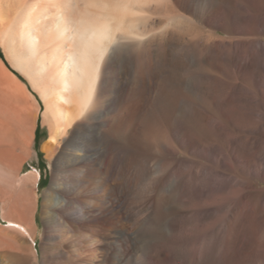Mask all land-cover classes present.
I'll use <instances>...</instances> for the list:
<instances>
[{
    "label": "rangeland",
    "instance_id": "obj_1",
    "mask_svg": "<svg viewBox=\"0 0 264 264\" xmlns=\"http://www.w3.org/2000/svg\"><path fill=\"white\" fill-rule=\"evenodd\" d=\"M162 5L151 15L158 29L148 54L152 56L145 55L139 61L115 49L118 72L134 93L140 91L127 96L132 114L126 110L124 121L129 122L123 126L129 148L127 159L130 166L131 162L135 164L125 179L113 180L127 185L124 216L104 217L81 230V251L85 250L83 255L92 260L95 256L96 264L107 255L110 258L116 250L114 229L122 226L129 241L125 264H148V256L153 264H264V0H196L193 4L173 0L168 6ZM2 55L18 74L0 45ZM140 77L148 79L153 90L161 93L151 99L152 105L145 104L147 91ZM20 78L26 80L23 75ZM25 82L32 94L30 98L21 96L23 109L12 120L8 140L21 138L27 144V135L33 129L34 137L28 144L27 160L13 177L16 181L0 167V197L6 199L0 202V264H16V249L9 248L8 243L18 247L22 239L15 228L8 226L11 195H17L20 179L31 170L40 173L39 182L30 187L37 207L33 228L39 263L51 248L45 235L43 207L64 139H59L55 154L44 151L53 114L43 115L45 99ZM109 124L102 131V150L121 139L119 131ZM141 167L147 169L144 175L135 172ZM165 172L168 177H162ZM155 180L165 185L156 192L158 199L153 197L157 207L154 205L149 212L145 205L147 185ZM136 189L143 191L136 193ZM158 200L164 207L158 208ZM138 213L144 214L145 220ZM26 248L23 252L33 256V264L34 253Z\"/></svg>",
    "mask_w": 264,
    "mask_h": 264
},
{
    "label": "bare ground",
    "instance_id": "obj_2",
    "mask_svg": "<svg viewBox=\"0 0 264 264\" xmlns=\"http://www.w3.org/2000/svg\"><path fill=\"white\" fill-rule=\"evenodd\" d=\"M172 1L0 0V45L5 50L6 59L15 71L20 76L23 75L32 88L39 91L45 99L46 109L43 115L53 114L50 137L44 142L42 148L48 155H52L56 151L59 139H64L63 149L59 151L60 154L58 152L54 162L51 184L45 193L43 217L46 223V239L51 248L41 263L34 251L33 224L37 207L34 208V197L31 195L32 190L30 189L31 186L39 182V171L31 170L25 173L19 181V187H16L18 188V193L15 190L17 195H11L12 212L8 219V226L15 228L22 239L20 243L18 240L21 239L16 240L15 243H19L18 247L8 243L9 248L16 249L15 254L13 253L16 264H32L33 256L23 252L26 247H29L26 249H31L34 253L35 262L33 264H96L93 254L91 255L94 256V261L90 256L83 255L85 250L81 251L83 242L79 239L80 231H84L86 227H92L104 217L124 216L128 194L127 185L113 183V180L119 177L125 179L129 175L128 173H131V166L135 164L131 162L132 165H129L127 159L129 148L127 149L124 140L126 127L123 130L126 122L124 117L127 116L125 113L129 109L127 108V96L129 97V94L134 91L121 77L117 70L118 67L116 68L118 59L116 60L115 53L118 52H115V49L130 58L137 57L139 61L145 55L148 57L149 52H152L150 51L152 43L158 37L155 34L158 29L151 22V15L164 7L162 3L168 6V3ZM184 1L192 4L196 2V0ZM198 8L202 10L200 7ZM166 16L169 18V13H166ZM171 18L169 21L173 20ZM18 74L0 56V167L7 170L12 178L22 169V162L27 160L28 144L34 137L33 129L27 135V144L22 142L21 138L20 141L8 140V135L13 128L12 120L23 109L21 96L30 98L32 94L26 80H22ZM140 78L141 86L143 85L146 89L148 96H146L145 104H153L151 99L154 96L158 98L161 93L153 90L148 79ZM160 85L163 86V84ZM162 86L160 87L162 88ZM156 87L159 88V85ZM165 87L167 88L166 85L163 88ZM141 100L144 102V98ZM128 105L131 104L128 102ZM131 108L133 109V107ZM145 109H147L146 106ZM130 114L132 113L130 112ZM109 123L117 133L119 131L121 139L114 142L113 146L102 150L103 142L100 141L102 131ZM132 126L134 127V125ZM70 131L72 133L68 136ZM23 133L20 135L22 138ZM18 148L21 149L20 152H17ZM166 169L167 167L165 171H167ZM146 171V168L141 167L137 168L135 172L144 175L147 173ZM165 174L166 172L162 177H165ZM168 176L169 174L166 177ZM13 180L15 179L13 178ZM159 181L161 180L150 182V185L146 184L149 186V188L147 187L149 195L145 205L149 212H151V208L154 210V205L157 207L153 197H156L157 191L159 193L160 186L165 185L164 183L160 184ZM145 188L144 186V191ZM138 189L140 190L139 187ZM135 191L141 193L143 190L139 192L136 189ZM159 196H162L161 192ZM128 197L130 196L128 195ZM0 202L5 203V197H0ZM158 202V208H161L162 203L160 205L159 200ZM162 207L164 206L162 205ZM135 210L137 212L138 209ZM142 213H138V215ZM167 213L166 211V215ZM144 214L146 215V212ZM144 214L142 215L144 216ZM140 218L138 217V221ZM120 227L122 226L114 229L116 231L113 243L116 250L110 258L107 257L108 255L101 258L100 264H125L128 262L126 261V258L128 259L126 248L129 241L128 237H125L124 230ZM128 234L130 237V233ZM147 259L148 264H153L151 257L148 256Z\"/></svg>",
    "mask_w": 264,
    "mask_h": 264
},
{
    "label": "trees",
    "instance_id": "obj_3",
    "mask_svg": "<svg viewBox=\"0 0 264 264\" xmlns=\"http://www.w3.org/2000/svg\"><path fill=\"white\" fill-rule=\"evenodd\" d=\"M2 57H3V55H2ZM38 129H39V128H38ZM38 129H37V133H38ZM36 140H37V142L39 141L38 137H37V139H36Z\"/></svg>",
    "mask_w": 264,
    "mask_h": 264
}]
</instances>
